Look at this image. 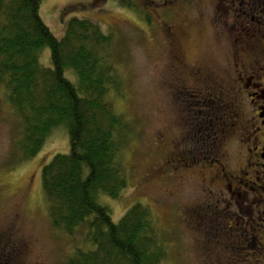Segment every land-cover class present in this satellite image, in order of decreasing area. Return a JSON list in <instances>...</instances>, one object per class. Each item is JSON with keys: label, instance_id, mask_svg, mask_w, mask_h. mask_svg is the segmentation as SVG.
I'll list each match as a JSON object with an SVG mask.
<instances>
[{"label": "rangeland", "instance_id": "374dc122", "mask_svg": "<svg viewBox=\"0 0 264 264\" xmlns=\"http://www.w3.org/2000/svg\"><path fill=\"white\" fill-rule=\"evenodd\" d=\"M124 3V0H41L39 12L58 37L71 16L90 17L102 30L113 32L111 60L121 84L117 91L109 90L106 97L113 110L131 124L133 134L121 152L126 164V187L116 198L101 195L110 206L112 219L117 221L135 202L145 204L157 224L165 251L164 264H207L212 258H204L200 244L210 236L206 226L222 221L224 209H227V218L230 213H240L245 217L241 220H248V201L237 200L233 179L231 190L226 180L212 181L215 174L226 178L221 172L222 161L212 159V145L206 144L208 141L204 149L197 151L196 146L190 144L195 125L201 120L198 113L195 115L200 107L195 100L197 97L191 98L195 84L185 78L183 82L178 81V68L175 64L170 68L174 61L170 57L173 50L169 39L164 34L151 32L149 26L141 23L140 17L145 10ZM212 4L207 3L203 9L195 3L192 7H184V1H180L169 10L174 14L170 23L172 29L177 26L179 31L174 33L173 39L175 50H180L181 62H196L199 51L204 49L205 60L215 62L216 74L221 78L218 48L213 42L217 30L214 23L208 21L215 13ZM74 5L76 8H71ZM42 60L49 61V48L44 49ZM165 75L169 85L164 83ZM222 113L219 110L218 117L222 116L220 121L226 123L227 118ZM18 122L0 86V264H8L12 257L15 258L13 264H66V257L76 248L85 250L94 246L84 236L85 224L71 233L65 232L52 223L47 210L41 168L54 153L69 149L68 134L63 128L52 130L33 156L15 161ZM221 123L218 126H222ZM211 131L210 127L209 141H212ZM231 140L225 145L229 166L226 171L236 177L241 166L238 144ZM195 153L200 163L190 160ZM174 159L178 161L170 162ZM238 187H241V196L246 194L248 198L243 187ZM230 193L234 200L228 204ZM205 201L215 207L209 210L213 221L208 220L210 223L203 226L206 227L203 231L198 227L196 217L199 213L195 211ZM226 204L228 208L224 207ZM239 230L237 226L232 229L237 234L232 239L243 235ZM233 243L240 249H235L234 255L222 258L217 264H248V228L244 239ZM216 246L222 250L221 245ZM261 257L255 264H264V254Z\"/></svg>", "mask_w": 264, "mask_h": 264}, {"label": "trees", "instance_id": "16d2710c", "mask_svg": "<svg viewBox=\"0 0 264 264\" xmlns=\"http://www.w3.org/2000/svg\"><path fill=\"white\" fill-rule=\"evenodd\" d=\"M40 2L0 0V86L19 121L15 161L33 156L52 130H66L69 149L41 168L47 210L65 232L85 224L84 236L94 244L76 248L66 264H164L150 208L135 202L114 221L101 199L116 198L126 187L121 152L133 134L106 97L121 84L111 60L113 32L90 17L71 16L58 37L41 18Z\"/></svg>", "mask_w": 264, "mask_h": 264}, {"label": "flooded vegetation", "instance_id": "af4514ba", "mask_svg": "<svg viewBox=\"0 0 264 264\" xmlns=\"http://www.w3.org/2000/svg\"><path fill=\"white\" fill-rule=\"evenodd\" d=\"M180 1H184V7H192L195 3L203 6V9L207 3L214 4L215 13H212L208 21L213 22L217 30L213 42L218 48L221 78L216 74L218 71L214 68L215 62L205 60L204 49L202 52L199 51L200 56L196 62H186L183 57L184 62H181L180 50H175L173 39L174 33L177 34L179 31L176 29L177 26L171 28L170 21L174 14L169 11ZM131 2L145 10L142 11L141 21L151 28V32L168 37L173 50V56L170 57L174 61L170 68L172 69L174 64L178 68L179 72L176 74L180 79L178 81L183 82L185 78L195 84L191 98H194V95L197 97L195 100L199 102L200 107L195 115L198 113L201 120L195 125L196 131L191 134L193 137L191 136L190 144L196 146L197 151L204 149L208 141L206 144L212 145L211 157L216 162L222 161L221 172L226 177L215 174L212 181L226 180L231 190L230 183L233 179L237 186L235 189L237 200L248 201L246 205L248 220H241L245 217L240 213L230 212L227 218V209H224L222 221L212 222L209 227L206 226L210 229V236L200 243L204 258H212L207 264H217L222 258L234 255L233 251L240 247L234 246L233 242L239 243L244 239L248 228V264H255V261L258 262L264 254V0H131ZM164 77V83L169 85V79L166 75ZM219 110H222L224 118H227L226 123L220 121L222 116L218 117ZM204 115L206 116L202 118ZM221 122L223 125L218 126ZM210 127L212 141L208 139ZM189 136L188 132L187 138ZM231 139L238 144L241 168L239 173L237 172L238 175L236 174L237 178L226 171L229 166L228 149L225 145L230 143ZM189 158L194 163L200 162L196 153ZM174 161L178 159L170 162ZM229 163L231 164V161ZM240 185L244 193L245 191L248 193V198L246 194L241 196V187H238ZM228 197L230 199L227 203H233L234 196L230 193ZM228 204L224 207L228 208ZM213 207L215 206L206 201L204 205L199 206L200 212L196 221L203 231L206 228L203 226L210 223L208 220L213 221L209 213ZM236 226L243 235L232 239L235 238L234 235L237 237V234L232 232ZM216 245H221L222 250L219 251ZM256 245L259 247L256 248ZM237 256L240 254L237 253Z\"/></svg>", "mask_w": 264, "mask_h": 264}]
</instances>
